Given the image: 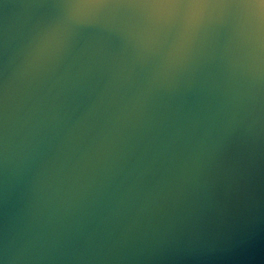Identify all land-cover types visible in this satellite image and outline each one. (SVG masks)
<instances>
[{"label":"water","instance_id":"1","mask_svg":"<svg viewBox=\"0 0 264 264\" xmlns=\"http://www.w3.org/2000/svg\"><path fill=\"white\" fill-rule=\"evenodd\" d=\"M0 264H264V0H0Z\"/></svg>","mask_w":264,"mask_h":264}]
</instances>
